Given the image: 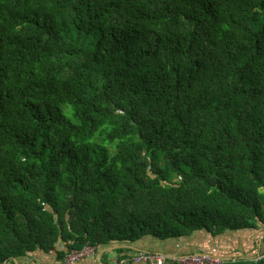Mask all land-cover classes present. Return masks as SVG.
I'll use <instances>...</instances> for the list:
<instances>
[{
    "label": "trees",
    "instance_id": "1",
    "mask_svg": "<svg viewBox=\"0 0 264 264\" xmlns=\"http://www.w3.org/2000/svg\"><path fill=\"white\" fill-rule=\"evenodd\" d=\"M259 230L264 0H0V264Z\"/></svg>",
    "mask_w": 264,
    "mask_h": 264
},
{
    "label": "crops",
    "instance_id": "2",
    "mask_svg": "<svg viewBox=\"0 0 264 264\" xmlns=\"http://www.w3.org/2000/svg\"><path fill=\"white\" fill-rule=\"evenodd\" d=\"M195 235L196 236L192 240L186 238L181 241L171 242H161L149 238L148 242H146L145 240L144 242H141L139 246L141 248L146 247L147 249H155L157 251L156 253L170 254L169 257H176L178 255L180 256L181 254H184V252L190 253V251H193L191 253L198 254L203 252H211L214 255H218L221 257L222 253H231L235 252L236 250L237 252H239L240 250H244L245 253H247V256H249V253L251 252L256 240L258 239L260 247L259 253L262 250V246L264 247V233L258 238L257 233L254 231L240 232L237 234L228 233L224 236L216 238H213L212 236L203 233H197ZM108 253L111 252H107L104 255H108ZM104 255L101 257V259H85L78 264H105ZM120 255H122V253H118V255L113 260L118 258ZM34 258L39 261V264H64L63 261H59L58 257L55 255L48 256L42 253H35ZM111 259V257H108L106 259L109 262L108 264H112L113 260Z\"/></svg>",
    "mask_w": 264,
    "mask_h": 264
},
{
    "label": "built area",
    "instance_id": "3",
    "mask_svg": "<svg viewBox=\"0 0 264 264\" xmlns=\"http://www.w3.org/2000/svg\"><path fill=\"white\" fill-rule=\"evenodd\" d=\"M49 208V207H48ZM65 245L60 244V250H64ZM50 255L58 257L57 251H52ZM99 252L96 247L90 244L85 245L82 249L71 250L64 258V264H78L85 259L98 258ZM255 261L264 260V249L253 258ZM36 261L31 253L16 262V264H32ZM224 258L214 255L211 252H203L193 255H184L181 257H166L163 254L155 252H141L139 254H130L119 256L113 260L112 264H224Z\"/></svg>",
    "mask_w": 264,
    "mask_h": 264
},
{
    "label": "rangeland",
    "instance_id": "4",
    "mask_svg": "<svg viewBox=\"0 0 264 264\" xmlns=\"http://www.w3.org/2000/svg\"><path fill=\"white\" fill-rule=\"evenodd\" d=\"M264 230H259V232L257 233V236H260V234L263 232ZM118 255V252L117 251H113V252H111V253H108V255H104V263L105 264H108L109 262L106 260L108 257H111L112 259L111 260H113L116 256ZM101 263H102V261H101Z\"/></svg>",
    "mask_w": 264,
    "mask_h": 264
},
{
    "label": "water",
    "instance_id": "5",
    "mask_svg": "<svg viewBox=\"0 0 264 264\" xmlns=\"http://www.w3.org/2000/svg\"><path fill=\"white\" fill-rule=\"evenodd\" d=\"M116 249H118V247H111V248H109V249H107V250H103L102 252L99 253V255H98V259H101V257H102L105 253H107V252H112V251H114V250H116ZM169 256H170V255H169Z\"/></svg>",
    "mask_w": 264,
    "mask_h": 264
}]
</instances>
